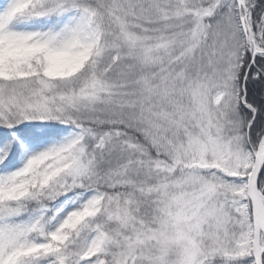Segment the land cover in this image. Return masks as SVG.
Segmentation results:
<instances>
[{
    "label": "snow or ice",
    "instance_id": "6c2138e0",
    "mask_svg": "<svg viewBox=\"0 0 264 264\" xmlns=\"http://www.w3.org/2000/svg\"><path fill=\"white\" fill-rule=\"evenodd\" d=\"M0 264H264V0H0Z\"/></svg>",
    "mask_w": 264,
    "mask_h": 264
}]
</instances>
